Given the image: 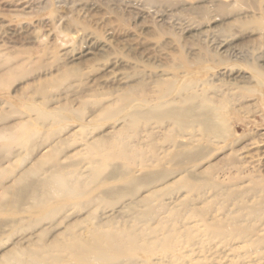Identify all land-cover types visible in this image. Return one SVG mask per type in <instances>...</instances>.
Here are the masks:
<instances>
[{
  "label": "rangeland",
  "instance_id": "374dc122",
  "mask_svg": "<svg viewBox=\"0 0 264 264\" xmlns=\"http://www.w3.org/2000/svg\"><path fill=\"white\" fill-rule=\"evenodd\" d=\"M261 71L264 74V0H0V77L6 78L0 84V136L11 139L25 123L35 137L32 146L10 142L12 159L4 164L0 159V197L5 204L0 209V258L11 249L49 241L66 224L93 213L96 221L106 220L127 202L123 198L93 209L78 205L89 204L109 187L125 185L121 179L100 184L102 177L91 182L89 161L98 158L95 149L114 154L124 141L129 142L134 152L144 153L147 159L130 163L116 157L111 162L132 165L136 175L176 167L171 139H182L176 125L141 120L136 128L123 130L118 120L124 96L156 102L153 82L158 79L174 83L169 97L178 96L181 85L194 79L196 86L206 87L213 103L227 105L223 110L233 115V135L227 143H214L201 166L213 165L212 176L223 180L224 174L236 173L234 166L244 164V178L226 183L234 181L264 191V84L256 76ZM249 86L255 90L248 92L245 87ZM175 132L180 138H174ZM95 140L98 150L91 146ZM51 146L58 147V160L45 163L43 172L30 180L57 179L61 170L66 174L70 163H77L85 176L75 177L84 178L81 180L89 189L82 183L83 192L87 190L84 195L66 200L68 207L60 214L41 221L37 210H28L27 205H8L10 196L4 195L1 185L13 183L14 176ZM167 193L161 196L165 202L192 195L179 184ZM208 194L209 200L220 201L212 199V191ZM261 194L264 202V192ZM59 201L54 199L49 205ZM43 230L48 232L44 238ZM215 250L214 256L200 255L210 256L208 264H214V258L216 263L226 264L233 255L229 246ZM257 258L253 254L250 259Z\"/></svg>",
  "mask_w": 264,
  "mask_h": 264
},
{
  "label": "bare ground",
  "instance_id": "6f19581e",
  "mask_svg": "<svg viewBox=\"0 0 264 264\" xmlns=\"http://www.w3.org/2000/svg\"><path fill=\"white\" fill-rule=\"evenodd\" d=\"M256 76L258 83L264 84L262 71ZM5 80L6 78L0 77V84ZM153 83L155 93L158 95L156 102L149 103L144 98L137 102L131 97L124 96L123 104L118 111L121 114L118 120L122 121L123 130L126 126L136 128L141 120L147 123L154 121L176 125L182 137L177 141L173 137L171 139L173 149H175L172 153V160L175 161L176 167L143 171L145 173L136 175L132 170V165H117L111 162L116 157L125 158L130 163H133L135 159L143 162L147 159L144 153L134 152L135 149L129 142L124 141L119 152L117 149V153L114 154L106 152L107 150L100 149L98 152L93 149L98 158L89 161L92 171L91 182L93 179L102 177L100 184L111 179H121L125 185L109 187L102 193L100 192V195L89 204L87 202L88 205L86 203L78 205L83 209H93L101 203L106 206L116 204L123 198H127V202L120 208H115L111 215L109 213L106 220L96 221V214L93 213L87 218L84 217L82 221L66 224L65 228L57 234L54 233L55 236L49 241L45 240L34 247L11 249L0 258V264H208L206 260L210 256H202L200 253H210L214 256L215 249L221 245L229 246L233 253L226 264H253L254 261H261L256 264H264V202L261 200V193L264 191L259 187L240 186L234 181L226 183L228 179L244 178L242 177L244 173L242 163L240 166H234L236 167L235 174L233 172L224 174L223 180H220L219 176H212L213 165L204 168L201 166L211 154L210 148L214 143H227L233 135L232 113L223 110L227 107L226 104L213 103L212 98L206 92V87L196 86L197 81L194 79L182 84L181 89L178 88L180 92L176 97H169L174 87V83L169 79H158ZM234 87L233 92L236 90V86ZM245 88L248 92L255 90L252 87ZM262 96L264 105V95ZM236 111L235 109L234 114ZM106 112L110 114L109 111ZM239 119L238 117L237 120ZM178 132H175L174 138L179 137ZM5 137L0 136V159L3 164L4 161L8 162L12 159L11 155L14 150L10 142L18 141L23 146H32L35 142L34 135L29 133L25 123L20 124L17 133L12 137L9 136L11 139ZM97 140L91 144L92 148L98 145ZM113 146H115L114 143ZM156 147L158 144H155ZM58 153V147L51 146L41 156H35L30 167L24 168L22 172L14 176L13 183L1 185L4 195L7 193L6 195L10 196L8 205L18 207L27 205L28 210L29 208L34 209L35 212L37 210L38 218L42 221L61 213L68 207L66 200L75 199L86 193L87 190L83 192L81 189L84 183L81 179L84 178L75 177L76 175L82 176V174V177L85 176L77 163H70L69 172L66 174H64L66 170L60 167L64 170V173L62 170L58 171L63 175H59L60 177L51 171L54 177H58L57 179H40L35 182L30 180V176H38L40 172H43L41 170L44 169L42 167L45 163L58 160ZM71 174L74 175L72 179L69 178ZM169 178L177 179H174L173 183H168ZM85 184L86 182L83 186ZM172 184L181 185L187 193L192 195L183 200L165 202L161 196L169 192V189L173 187ZM144 189H146L144 194H140ZM210 191L213 192L212 199L216 198L220 201L209 200ZM54 199L60 201L55 203V206H50L49 203ZM26 202H30L29 205ZM4 206L1 200L0 209ZM88 221L91 224L84 225ZM46 235H48L47 230H43L41 236L44 238ZM253 254L257 255V260L250 259ZM214 259H216L214 264H218L216 263L217 258Z\"/></svg>",
  "mask_w": 264,
  "mask_h": 264
}]
</instances>
